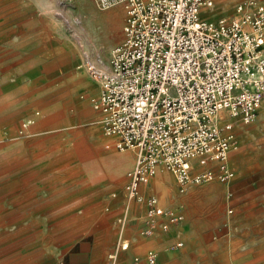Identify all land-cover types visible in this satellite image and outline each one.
<instances>
[{"label": "rangeland", "instance_id": "obj_1", "mask_svg": "<svg viewBox=\"0 0 264 264\" xmlns=\"http://www.w3.org/2000/svg\"><path fill=\"white\" fill-rule=\"evenodd\" d=\"M239 1L215 0L204 15H233ZM124 21L122 5L101 9L93 0H0V257L29 264H122V252L146 261L153 249L158 264H264V101L251 122L233 120L238 148L229 155L232 178L182 191L171 172L166 199L146 192L195 218L191 247H177L183 239L175 237L163 247L122 249L130 242L125 234L115 247L131 217L124 220L112 203L142 206L125 188L136 151L118 149L116 137L105 132V115L92 102L100 86L84 55L109 65ZM33 115L36 126L28 127L25 119ZM17 147L18 161L4 163ZM113 150H132L133 160L122 157L120 164L110 157ZM208 228L209 238L203 234Z\"/></svg>", "mask_w": 264, "mask_h": 264}, {"label": "built area", "instance_id": "obj_2", "mask_svg": "<svg viewBox=\"0 0 264 264\" xmlns=\"http://www.w3.org/2000/svg\"><path fill=\"white\" fill-rule=\"evenodd\" d=\"M93 1L125 11L124 37L111 48L108 68L87 59L100 86L93 106L104 113L115 146L136 151L125 188L146 205L143 233L169 231L185 212L142 187L159 165L173 172L181 190L234 176L233 120L251 122L264 101V2L241 0L235 14L213 18L204 14L215 0ZM222 109L229 119L219 117ZM146 261L158 264L156 251L148 250Z\"/></svg>", "mask_w": 264, "mask_h": 264}, {"label": "crops", "instance_id": "obj_3", "mask_svg": "<svg viewBox=\"0 0 264 264\" xmlns=\"http://www.w3.org/2000/svg\"><path fill=\"white\" fill-rule=\"evenodd\" d=\"M113 12L114 11H111V14ZM82 65L83 64H80L79 67H81ZM84 108L86 109V112H88L90 110V108H86V107H84ZM25 120L31 121V122H27V125L29 124L28 127L34 126L36 124V115L28 116V117H26ZM25 125H26V123L24 124V126ZM102 141H103V138L98 139V143L101 144ZM126 149H129V148H126ZM111 153L112 154H110V157H112L113 160H118L119 162L121 161L122 157L124 160L128 159V158L129 159L131 158V160H133L132 150H129L125 153H118V152H114V150H113ZM19 155H20V147L14 148V149L10 150L9 152H7V154H5V156L3 157V162L4 163H15L18 161ZM120 164H121V162H120ZM170 173H171V171L166 169L164 166L159 165L157 174L155 175L150 186L143 187L144 191L149 192V190L150 191L154 190V191L160 193L161 196L164 199H166L167 198L166 197V191L168 189L169 179L171 178ZM190 184H192V183H189L188 184L189 186L187 185L188 188H191L193 186V185L191 186ZM187 186L184 189H182V191H186ZM111 199H113V198H111ZM172 199H174V197ZM133 200L140 203L137 199L133 198ZM114 201H116L118 203V205L116 204V202L112 203L113 200H109V202H111L113 206L114 205L117 206L116 210L119 209L122 212V214H123L122 217L124 218V220L129 215V213H130V217H131L130 221H129V227L125 231V233L123 230H120V232L118 233V240H117L115 247H120L121 238L124 236V234H125L126 238L130 239V244L128 247H147L150 244H155L156 247H163L167 241H169L175 237H179V238L183 239V240H179V241H182V244H181V246H177V247H183L185 243L188 245V247H191V243L194 240L193 237L195 236V231H196V228H195L196 221L192 215H190V214L188 215V213H186L184 210L181 209L186 214L185 219L180 221L177 224H174V226L171 227L172 229H170L171 231L168 232V231H164V230L159 228L160 230L158 229L157 233L147 235V234L143 233V227L146 225L145 217L143 216L144 210H145V203H140L142 206L139 209H136V208L131 207L130 204L128 205V203H126V201L120 202V201H118V199H115ZM199 219H200V216H199ZM203 234L207 238L211 237L210 236V228L204 229ZM128 247H126L124 249H127ZM135 256H134V258H135ZM134 258H133V254L128 250L127 253L122 252V254L120 256V262L122 264H132V259L134 261ZM143 261H145V260L143 258H141L140 264H144ZM0 264H29V263L27 260L21 259V258H16V259H12V260L8 261V260L2 259L0 257ZM135 264H137V263H135Z\"/></svg>", "mask_w": 264, "mask_h": 264}, {"label": "bare ground", "instance_id": "obj_4", "mask_svg": "<svg viewBox=\"0 0 264 264\" xmlns=\"http://www.w3.org/2000/svg\"><path fill=\"white\" fill-rule=\"evenodd\" d=\"M99 17L100 16H104L103 14H99L98 15ZM105 17V16H104ZM111 17H112V19H113V23L115 24V26H114V28H116V25H117V17L116 16H113L112 14H111ZM118 27V26H117ZM86 58L85 59H89L90 61H92L95 65H96V67H98L99 69H102V70H104V68H102L103 66H106V68L105 69H107L108 68V64H106L105 63V61L103 60V58L102 57H99L100 59H101V61H100V59H96V60H94V59H92V57H91V54H86V55H84ZM94 60V61H93ZM219 117H221L222 119H224V118H226V117H228V112L225 110V109H222V110H220V112H219ZM27 122H31L30 120H28Z\"/></svg>", "mask_w": 264, "mask_h": 264}]
</instances>
